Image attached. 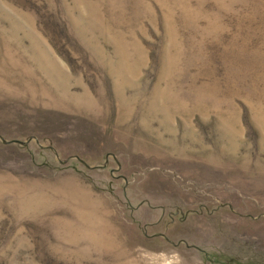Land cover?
Here are the masks:
<instances>
[{
  "label": "rangeland",
  "instance_id": "1",
  "mask_svg": "<svg viewBox=\"0 0 264 264\" xmlns=\"http://www.w3.org/2000/svg\"><path fill=\"white\" fill-rule=\"evenodd\" d=\"M0 264H264V0H0Z\"/></svg>",
  "mask_w": 264,
  "mask_h": 264
}]
</instances>
